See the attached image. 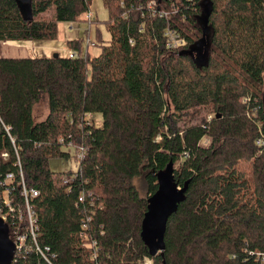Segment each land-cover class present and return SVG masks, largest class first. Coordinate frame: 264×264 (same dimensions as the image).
Returning <instances> with one entry per match:
<instances>
[{"label":"trees","instance_id":"obj_1","mask_svg":"<svg viewBox=\"0 0 264 264\" xmlns=\"http://www.w3.org/2000/svg\"><path fill=\"white\" fill-rule=\"evenodd\" d=\"M151 1L102 0L110 40L94 45L97 57L88 56L84 38L68 42L72 58H0V184L14 175L13 198L23 209L20 173L38 192L30 201L36 242L29 237L33 249L12 264H264V154L255 144L264 136V0H207L210 52L202 67L185 51L201 38L203 0H154L178 6L169 22L186 45L177 50L167 47V22L147 11ZM90 2L29 0L24 15L16 0H0V42L54 40L58 23L79 21ZM44 98L48 114L37 121L33 108ZM193 107H211L213 117L179 129ZM81 147L87 159L68 188L48 162L71 152L74 159ZM169 162L179 164L175 181L188 189L167 222L163 257H150L140 224ZM36 247L49 249L47 260Z\"/></svg>","mask_w":264,"mask_h":264},{"label":"rangeland","instance_id":"obj_2","mask_svg":"<svg viewBox=\"0 0 264 264\" xmlns=\"http://www.w3.org/2000/svg\"><path fill=\"white\" fill-rule=\"evenodd\" d=\"M167 9H170L168 6ZM92 14L93 18L91 19L93 22L88 23L86 19V15L82 16L79 21L76 22H59L57 25V36L54 40L51 41H33V45H39L40 49L32 53L29 50L28 58L38 57V58H48L52 57L53 55H60V56H68V52L70 49L68 48L69 41H79L85 38V45H88L87 54L90 58L97 57L100 54V47L94 46L95 44H107L110 40V34L107 32L104 22L108 19L107 11L103 5L102 0H91L89 13ZM52 15V11H48L46 13V18H50ZM193 30H190L188 33L191 34ZM12 44V43H9ZM25 45L28 49L32 48L31 45H28L24 42H16L12 45ZM259 95L261 97L262 106H264V84L260 88ZM245 104L249 101L244 100ZM211 107H193L189 110L183 112L181 114L180 120L177 124L179 129L188 128L190 126H198L201 124L202 121H208L210 118L213 117L211 113ZM48 114L47 102L46 99H42L37 103L33 108V117L37 121H42ZM90 117V116H89ZM91 120L94 121L95 126L102 125V117L100 114H93L91 115ZM256 125L259 129V122L257 120ZM160 140V138H157ZM209 139H203L201 144L206 146L209 144ZM73 152L70 153V158L64 160L59 158L50 159L48 162V167L51 172L60 174L62 177H68L70 173H74L78 170V163L72 159ZM243 168V173L245 172V166H241ZM174 171L179 168V164H174L173 166ZM134 184L138 193L141 195L142 198L146 196V191L143 186V181L141 178L134 179ZM150 197V196H149ZM148 197V198H149ZM135 211H131V215H135ZM144 264H155L153 260L145 259Z\"/></svg>","mask_w":264,"mask_h":264},{"label":"water","instance_id":"obj_3","mask_svg":"<svg viewBox=\"0 0 264 264\" xmlns=\"http://www.w3.org/2000/svg\"><path fill=\"white\" fill-rule=\"evenodd\" d=\"M24 15L28 14L29 0H16ZM198 24L201 28V38L197 40L185 54L189 55L197 67L207 64L210 52L211 29L208 26L210 4L203 0ZM53 56H57L56 54ZM157 190L147 198L146 211L140 224V240L150 257L158 254L163 257L165 251L164 236L169 218L177 211L186 197L187 183L179 187L174 178L173 163L169 162L164 170L156 174ZM16 247L9 238L8 226L0 219V264H12ZM163 264H165L163 262Z\"/></svg>","mask_w":264,"mask_h":264},{"label":"built area","instance_id":"obj_4","mask_svg":"<svg viewBox=\"0 0 264 264\" xmlns=\"http://www.w3.org/2000/svg\"><path fill=\"white\" fill-rule=\"evenodd\" d=\"M177 7L176 5H171L170 9H167L168 7H165V5H159L154 0L147 4V11L152 17L164 19L167 22V26L165 27L163 33L166 39L167 47L171 50L182 49L186 45L185 37H183L177 29L170 26L169 22L174 16L178 15ZM86 18L87 20H91L93 15L87 14ZM68 56L72 58L75 54L72 51H69ZM255 144L259 148L263 149L264 154L263 135L259 136ZM86 151L87 149L85 147L79 148L78 151L75 152L74 161L80 163L86 160ZM3 156L7 157V154H3ZM75 177V173L72 172L68 177L61 176V184L69 188V184ZM14 179V175L8 173L4 176L2 184H0V219L8 226L9 238L16 247V256L19 254H26L29 250L33 249V245L29 241V237H31L33 242H36V234L38 230L37 217L32 209L30 201L38 196V192L35 190H27L24 184L23 176L20 173V196L24 198V209L21 208L13 198L11 185L13 184ZM80 200H82V198H80ZM35 249L44 257V259L47 260V257L45 256V253L49 251L47 247L44 251L40 250L39 247H36Z\"/></svg>","mask_w":264,"mask_h":264},{"label":"crops","instance_id":"obj_5","mask_svg":"<svg viewBox=\"0 0 264 264\" xmlns=\"http://www.w3.org/2000/svg\"><path fill=\"white\" fill-rule=\"evenodd\" d=\"M25 43L31 45L32 48L28 49L25 45H12L6 42H0V58H28L29 50L34 53L33 48H35V51L40 49L39 45H33L31 41Z\"/></svg>","mask_w":264,"mask_h":264}]
</instances>
